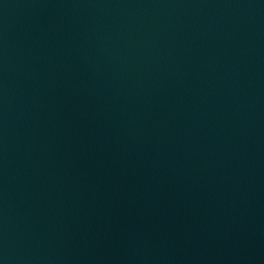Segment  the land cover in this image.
<instances>
[{"label":"water","instance_id":"1","mask_svg":"<svg viewBox=\"0 0 264 264\" xmlns=\"http://www.w3.org/2000/svg\"><path fill=\"white\" fill-rule=\"evenodd\" d=\"M0 264H264V0H0Z\"/></svg>","mask_w":264,"mask_h":264}]
</instances>
